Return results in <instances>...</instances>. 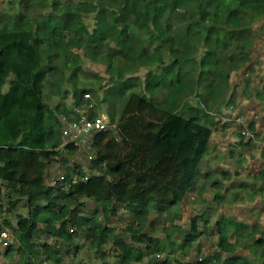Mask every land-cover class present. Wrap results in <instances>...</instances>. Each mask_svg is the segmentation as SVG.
Wrapping results in <instances>:
<instances>
[{
    "label": "clouds",
    "instance_id": "1",
    "mask_svg": "<svg viewBox=\"0 0 264 264\" xmlns=\"http://www.w3.org/2000/svg\"><path fill=\"white\" fill-rule=\"evenodd\" d=\"M0 264H264V0H0Z\"/></svg>",
    "mask_w": 264,
    "mask_h": 264
}]
</instances>
